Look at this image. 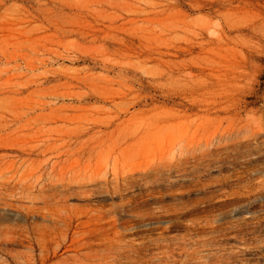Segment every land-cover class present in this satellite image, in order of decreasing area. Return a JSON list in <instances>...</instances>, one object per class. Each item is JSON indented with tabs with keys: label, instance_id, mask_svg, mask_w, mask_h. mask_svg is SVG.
<instances>
[{
	"label": "rangeland",
	"instance_id": "obj_1",
	"mask_svg": "<svg viewBox=\"0 0 264 264\" xmlns=\"http://www.w3.org/2000/svg\"><path fill=\"white\" fill-rule=\"evenodd\" d=\"M263 172L264 0H0V264L87 220L264 264Z\"/></svg>",
	"mask_w": 264,
	"mask_h": 264
},
{
	"label": "bare ground",
	"instance_id": "obj_2",
	"mask_svg": "<svg viewBox=\"0 0 264 264\" xmlns=\"http://www.w3.org/2000/svg\"><path fill=\"white\" fill-rule=\"evenodd\" d=\"M255 115V114H254ZM256 116V115H255ZM259 118V117H258ZM260 120V119H259ZM258 121V120H257ZM257 121L255 120V122H256V124H257ZM258 122H261V120L260 121H258ZM259 125H260V123H259ZM261 127V126H260ZM263 131V130H262ZM231 134H233V133H231ZM229 138V137H228ZM245 145V144H244ZM235 148V147H234ZM237 148H239V147H237ZM249 150V149H248ZM256 151H259V149L258 150H256ZM231 152V151H230ZM225 153V152H224ZM225 155V154H224ZM226 156L228 157V154H226ZM233 157V156H232ZM242 157V156H241ZM225 159H226V157H225ZM232 159V158H231ZM235 159V158H234ZM238 159V158H237ZM236 160V159H235ZM227 161V160H226ZM231 161H234V160H231ZM236 162V161H235ZM242 163V162H241ZM240 163V165H242ZM230 166V165H229ZM255 166V165H254ZM240 168V167H239ZM245 168H246V166H245ZM231 169V168H230ZM238 169V168H237ZM250 169H252V168H250ZM249 170V169H248ZM253 170V169H252ZM255 170V169H254ZM253 170V171H254ZM234 171H237V170H234ZM241 171H242V169H241ZM263 171V170H262ZM233 172V171H232ZM248 172V171H247ZM235 173V172H234ZM237 173V175H238V173H240L239 171L238 172H236ZM235 173V174H236ZM244 173H246V172H244L243 171V175H244ZM252 173H254V172H252ZM262 173V172H261ZM264 173V172H263ZM241 175H242V173H240ZM239 174V175H240ZM255 174V173H254ZM226 175V174H225ZM238 175V176H239ZM253 175V174H252ZM256 175H257V173H256ZM255 175V176H256ZM259 175H261V174H259ZM264 175V174H263ZM245 176V175H244ZM243 176V177H244ZM227 177V176H226ZM244 178H246V176L244 177ZM257 178V177H256ZM263 178L264 177H261V180H263ZM229 179V182H230V180L232 179V175H229L228 176V178H227V180ZM241 178H237V183H238V186H241L240 187V191L239 192H241V188H244V185H242L243 183H241V180H240ZM233 181V180H232ZM251 181V180H250ZM257 181H258V178H257ZM225 182V181H224ZM234 182H235V177H234ZM242 182H244L243 180H242ZM261 182H263V181H261ZM227 183V182H226ZM225 183V184H226ZM250 183V182H249ZM224 184V185H225ZM245 184V183H244ZM246 184H247V182H246ZM224 187V186H223ZM230 187H231V185H230ZM233 188V187H232ZM228 189V188H227ZM226 189V190H227ZM226 190H225V192H226ZM229 191H230V189H229ZM244 191V190H243ZM238 192V191H237ZM249 193L251 192V190L250 191H248ZM255 192V191H254ZM257 192V191H256ZM255 192V193H256ZM227 193V192H226ZM253 193V192H252ZM263 193V192H262ZM241 194V193H240ZM263 196V195H262ZM261 196V197H262ZM256 197V196H255ZM247 198V197H246ZM260 198V197H259ZM241 199V198H240ZM233 201V204H234V201L235 200H232ZM251 202V201H250ZM254 202V201H253ZM252 202V203H253ZM228 203H229V201H228ZM236 203H237V201H236ZM243 203V202H242ZM241 203V204H242ZM240 204V203H239ZM238 204V205H239ZM240 204V205H241ZM230 206H234V205H231L230 204ZM237 206V205H236ZM235 206V207H236ZM245 206V205H244ZM229 207V206H228ZM234 207V208H235ZM238 207V206H237ZM246 207V206H245ZM232 208V207H231ZM240 208V207H239ZM238 211V210H237ZM240 211H242V209L240 210ZM251 212V211H250ZM96 217H98V216H96ZM101 217V216H100ZM250 217V216H249ZM240 218V217H239ZM94 219V218H93ZM99 219V218H98ZM101 219H103V218H101ZM243 219V218H242ZM247 219V218H246ZM245 219V220H246ZM99 221H101V220H99ZM105 221V220H104ZM115 221V220H114ZM236 221V220H235ZM240 222H241V220H239ZM247 221H249V220H247ZM83 223H81L80 224V231L78 232L77 230V235L74 237L73 236V240H71V242H73V246H74V249L73 248H71V249H73V250H71L73 253L71 254L72 256H70V257H65V258H61L62 260H60V261H58L57 260V262H54V263H50V261L52 260V259H54L53 258V255H55L57 252H58V250L60 249L61 250V248H60V246H62V245H59V243L57 242V238H55L56 239V242H54V243H57L56 244V248H54L53 250H51V248H50V246L53 244L52 242H50V243H52L50 246H49V244H45L46 242H47V240H46V242L45 243H42V244H40V245H45V247H43V248H41L42 250V254H41V256H40V264H170L169 263V261L171 260V259H169V261L167 262V260L165 261L164 260V256H166V255H174V247L173 248H171L170 246H169V244L168 243H166V244H168V245H157L156 246V249H157V251H158V254H159V257H152V256H149V251H150V246L148 245V243L147 242H144V241H138V242H135V240H128V239H126V237H125V235H124V233H123V231H121L122 229H126V227H121V225L119 226L118 224H120V223H115L114 222V224H111V225H109V226H106V225H98V223H97V225L95 224V225H92L90 222H92L91 220H90V222L87 220V222L85 221H82ZM98 222V221H97ZM103 222V221H102ZM109 222V221H108ZM208 222V221H207ZM237 222V221H236ZM250 222V221H249ZM65 222H63V224H64ZM68 223V222H67ZM93 223V222H92ZM96 223V222H95ZM100 223V222H99ZM105 222H103V224H104ZM110 223V222H109ZM211 223V222H210ZM228 223V222H227ZM226 223V224H227ZM245 223H246V221H245ZM101 224V223H100ZM107 224V223H106ZM238 224V223H237ZM71 225V224H70ZM69 225V223L68 224H66L65 223V225H63L62 226V224L60 225L59 223L58 224H56V225H54V226H50L51 227V233L53 232V233H55V234H58V232L59 231H61V230H63V229H65L64 231H63V233L65 232V231H67V234H69L70 232H69V228H71V227H69L70 226ZM127 225V224H126ZM235 225V224H234ZM125 226V225H124ZM204 226V225H203ZM203 226H202V228H203ZM206 226V225H205ZM221 226V225H220ZM230 226H232V225H230ZM229 226V227H230ZM237 226V225H236ZM209 227V226H208ZM211 227H212V224H211ZM217 227H218V225H217ZM234 227V226H233ZM247 227V226H246ZM215 228V227H214ZM213 227H212V230L214 229ZM223 228H225V227H223ZM222 228V229H223ZM205 227H204V231H205ZM216 229V228H215ZM218 229V228H217ZM216 229V230H217ZM220 229V228H219ZM238 229V228H237ZM71 230V229H70ZM208 230H210V229H208ZM242 230V229H241ZM200 230L198 229V232H199ZM234 231V230H233ZM242 231H244V230H242ZM69 232V233H68ZM197 232V233H198ZM206 232V231H205ZM209 233H210V231H208ZM239 232H241L240 230H239ZM61 233V232H60ZM62 233V234H63ZM201 233H203V232H201ZM200 233V234H201ZM216 233H218V232H216ZM245 233V232H244ZM54 234V235H55ZM61 234V235H62ZM65 235H66V232L64 233ZM76 234V233H75ZM199 234V235H200ZM206 234H207V232H206ZM44 235V234H43ZM46 235V234H45ZM49 235H50V233H49ZM60 235V234H59ZM60 235V236H61ZM64 235V236H65ZM211 235V234H210ZM48 236V234L46 235V236H42V237H44L43 239H45L46 237ZM57 236V235H56ZM64 236H62V237H60V238H63ZM204 236H205V234H204ZM203 236V237H204ZM225 236V235H224ZM51 237H53V236H51ZM58 237V236H57ZM67 237V236H66ZM201 237V236H200ZM208 237V236H207ZM49 238V240L51 239L50 237H48ZM47 238V239H48ZM198 238V237H197ZM55 239H54V241H55ZM64 240H65V238H63ZM67 239V238H66ZM202 239V238H201ZM205 239H207L206 237H205ZM211 239H212V237H211ZM217 239V238H216ZM48 240V241H49ZM59 240H62V239H59ZM158 240V239H157ZM197 240V239H196ZM45 241V240H44ZM65 241H67V240H65ZM198 241H199V239H198ZM198 241H197V243H198ZM202 241H204L203 243V245L202 246H206L207 247V245H209L210 244V242L212 241V240H210L209 239V237H208V239L207 240H203L202 239ZM215 241V240H214ZM41 242H43V241H41ZM60 242V241H59ZM201 242V241H200ZM199 242V243H200ZM61 243H64V241L63 242H61ZM60 243V244H61ZM213 243V242H212ZM71 244V243H70ZM69 244V245H70ZM188 243H186L185 245H187ZM193 244V243H192ZM194 244H195V242H194ZM58 245V246H57ZM154 245V244H153ZM156 245V244H155ZM172 245V244H171ZM211 245V244H210ZM30 246H32V245H30ZM183 246H184V244H183ZM194 246V245H193ZM200 246V245H199ZM202 246H200V249H201V247ZM213 246V245H212ZM34 247V246H33ZM52 247V246H51ZM69 247V246H68ZM72 247V246H71ZM154 247V246H153ZM195 247H196V245H195ZM216 247V246H215ZM53 248V247H52ZM197 248V247H196ZM196 248H191V249H188V248H186V247H179L178 249H180V252L179 253H184L185 255H186V258L184 257V260L185 261H189V262H191L192 261V263H193V261L194 260H199V259H201V256L199 255V251L196 249ZM212 248H214V247H212ZM211 248V249H212ZM217 249L219 248V247H216ZM216 248H214L215 249V252H216ZM29 249V248H28ZM70 249V248H69ZM151 249H152V247H151ZM199 249V250H200ZM203 249H205L204 247H203ZM208 249V248H207ZM221 249H223V248H221ZM68 250V249H67ZM66 250V251H67ZM209 250H210V248H209ZM40 251V252H41ZM205 251V250H204ZM34 252V251H33ZM219 252H220V250H219ZM205 253V252H204ZM203 253V254H204ZM212 253V252H211ZM225 253V252H224ZM219 254V255H217L216 253L215 254H205V255H202V258H204L205 256L207 257V259L208 260H206V258L204 259L205 260V263H202V262H200V261H198L200 264H223L224 262H225V254ZM233 253V252H232ZM19 254V253H18ZM18 254H16V255H18ZM30 254V253H29ZM200 254H201V251H200ZM34 255V254H33ZM151 255H153V254H151ZM155 255V254H154ZM182 255V254H181ZM228 255V254H227ZM22 256V255H21ZM69 256V255H68ZM28 257V256H27ZM37 257V256H36ZM56 257H57V255H56ZM171 257V256H170ZM178 257V256H177ZM228 257V256H227ZM18 258V257H17ZM24 258H26V257H24ZM23 258V259H24ZM168 258V257H167ZM174 258H176V257H174ZM173 258V259H174ZM198 258V259H197ZM28 259V258H27ZM183 259V258H182ZM182 259H180V260H182ZM26 260V259H25ZM29 260V259H28ZM32 260V259H31ZM30 260V261H31ZM179 260V261H180ZM203 260V259H202ZM201 260V261H202ZM211 260V261H210ZM34 261V260H33ZM177 261V260H176ZM29 262V261H28ZM170 262H172V261H170ZM25 263V262H24ZM30 263V262H29ZM37 263V262H36ZM35 262L33 263V264H36ZM187 263V262H186ZM191 263V264H192ZM198 263V264H199ZM172 264H174V263H172Z\"/></svg>",
	"mask_w": 264,
	"mask_h": 264
}]
</instances>
